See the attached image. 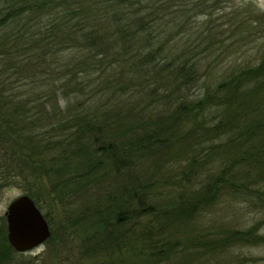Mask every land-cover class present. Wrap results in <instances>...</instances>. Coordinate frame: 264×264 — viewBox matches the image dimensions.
Masks as SVG:
<instances>
[{
  "label": "trees",
  "instance_id": "obj_1",
  "mask_svg": "<svg viewBox=\"0 0 264 264\" xmlns=\"http://www.w3.org/2000/svg\"><path fill=\"white\" fill-rule=\"evenodd\" d=\"M2 1L0 32L17 30L0 34V56L16 46L41 65L49 52L70 54L60 72L65 78L54 71L50 89L54 96L62 91L65 112L57 101L49 107L47 95L0 102V188L24 180L39 207L43 188L68 204L79 191L90 194L121 178L119 193L99 199L108 205H96L93 193L91 205L65 211L63 228L90 264L100 250L125 264H215L232 261L237 247L264 244V221L244 230L215 214L238 202L264 212V47L257 63L228 68L209 51L202 68L197 55L173 48L177 11L159 21L156 2ZM26 19L47 20L41 37L19 24ZM254 23L264 26V15ZM213 29L207 39L219 35ZM27 64L39 78V65ZM80 225L88 229L83 237ZM55 237L51 229L48 241ZM0 249V264L31 263L22 253L16 258L5 220Z\"/></svg>",
  "mask_w": 264,
  "mask_h": 264
},
{
  "label": "rangeland",
  "instance_id": "obj_2",
  "mask_svg": "<svg viewBox=\"0 0 264 264\" xmlns=\"http://www.w3.org/2000/svg\"><path fill=\"white\" fill-rule=\"evenodd\" d=\"M152 1L156 2L158 7H161V17L163 19L159 21L168 20L171 17L169 14L177 11L176 15H178V20L176 23H173V48L177 53L188 50L191 51L190 54L197 55L198 58L202 59V68L207 66V54L211 51L213 52L211 59L214 63L218 64L220 68H228L232 65L246 63L253 65L258 62L260 51L264 47V26L258 28L254 25V21L258 13L264 15V0H209L208 5L212 7L211 9L208 8L211 10L208 11V13L207 0H204L205 2L203 1L202 4L198 5L199 8L196 9H193L192 5L198 0H146L145 2L152 4ZM3 3L4 2L0 0V9H3ZM237 12L239 13L238 17L232 19L233 15ZM25 18L28 19V17ZM27 19L19 21V24L27 23L24 28L32 33L40 30L39 36L41 37L45 30L44 26L47 20L28 21ZM238 19L242 21V24L246 22V27H248V24L251 27L245 31V29L243 27L241 28V25L238 24ZM17 21L18 20H16L18 26ZM39 21L41 23L35 26ZM209 22H211V24H207ZM163 27L164 25H162L161 29H163ZM212 27H214L213 31L219 35L214 34L211 41L207 39V36L210 33L209 28ZM16 30L17 29L10 27L6 30L3 29L0 34L8 31V37H11ZM12 31L14 32L12 33ZM20 47L21 46H18V50L21 49ZM55 53L56 52H54V54L48 53L47 63L39 65L34 62L36 67L39 65V78H34L35 71L34 74L30 76V73L25 70L29 69V67L24 68L29 66L27 62L31 65L34 64L30 62L31 58L22 54L19 55L16 46L11 50L9 56L5 54L1 55V106L4 105L5 102L18 101L21 96L20 99L32 98L38 99L37 101L39 102L41 100L43 101L45 95H47L49 107L51 103L57 101L62 112H65L67 102L65 104L62 91L60 90L57 92V89L60 87V81H57L58 78L55 81L57 84L53 86L57 92L55 96L50 89L56 74L54 71H56L60 77L65 78L62 73L60 75V72L70 53L68 51L62 53L59 51L57 55H55ZM40 56L41 55H39V57ZM190 93L193 95L199 93V87L194 86L191 88ZM3 145L4 144H2L0 140V167H2L4 162L2 161ZM121 181V178L109 180L101 187H96L90 194L79 191L77 194L78 197L75 198L74 202L70 199L68 204L62 203L57 194H51L47 197L45 193L49 191V188H43L42 192L44 194H42L40 198L39 208L49 221L51 229H54V235L56 237L51 242L47 240L42 245L22 253L23 257L31 260L30 264H90L89 260L83 257L81 248H79L78 245L79 240L75 238V234L63 228L66 215L65 211L69 208L74 210L77 206L80 209L91 205L90 197L93 193L96 196V205L100 207L108 205L110 202H106L103 198L99 202V199L102 197L103 193H119L116 184H120ZM6 182V186L0 188V227L4 220L6 223L5 212L11 201L23 194H27V190L29 189L28 183L24 180L16 181L11 179ZM34 188L37 187L35 186ZM215 214H219L221 220L227 222L231 227H239L244 230L260 221H264V212L254 211L248 208L247 204L242 202L236 203L235 208L231 211L228 210L223 213V210L218 209ZM84 229L86 231L88 230L84 225H80V229L78 230L81 237L85 235ZM259 234L264 235V224L260 228ZM230 259H232V261L227 262L226 258H220L215 264H264V244L237 247L230 253ZM120 260L121 258H118L117 255L110 256V254H106V250H100L92 262L94 264H118ZM128 262L129 260L126 264H128Z\"/></svg>",
  "mask_w": 264,
  "mask_h": 264
},
{
  "label": "water",
  "instance_id": "obj_3",
  "mask_svg": "<svg viewBox=\"0 0 264 264\" xmlns=\"http://www.w3.org/2000/svg\"><path fill=\"white\" fill-rule=\"evenodd\" d=\"M5 217L8 242L19 253L43 244L51 236L48 220L27 194L11 201Z\"/></svg>",
  "mask_w": 264,
  "mask_h": 264
},
{
  "label": "flooded vegetation",
  "instance_id": "obj_4",
  "mask_svg": "<svg viewBox=\"0 0 264 264\" xmlns=\"http://www.w3.org/2000/svg\"><path fill=\"white\" fill-rule=\"evenodd\" d=\"M29 196V195H28ZM50 225V224H49ZM8 240V239H7ZM46 242V241H45ZM9 243V242H8ZM44 243V242H43ZM10 244V243H9ZM42 245V244H41ZM11 246V245H10ZM40 246V245H39ZM12 247V246H11ZM38 247V246H37ZM13 248V247H12ZM36 248V247H35ZM1 250V249H0ZM13 250L15 251V256H16V258H18V254H20L19 252H17L14 248H13ZM25 253V252H24Z\"/></svg>",
  "mask_w": 264,
  "mask_h": 264
}]
</instances>
